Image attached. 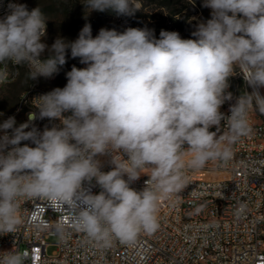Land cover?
<instances>
[{
  "label": "clouds",
  "instance_id": "9594fccd",
  "mask_svg": "<svg viewBox=\"0 0 264 264\" xmlns=\"http://www.w3.org/2000/svg\"><path fill=\"white\" fill-rule=\"evenodd\" d=\"M83 4L88 14L137 11L132 0ZM202 6L211 18L196 26L195 39L165 30L156 38L147 27L101 28L93 37L85 23L75 40L57 36L49 46L41 8L10 0L0 17V84L9 79V63L26 67L31 81L52 79L69 51L86 67L73 65L64 87L34 97L25 122L17 124L15 115L0 122V235L17 231L24 198L74 204L77 227L104 246L113 236L130 240L158 227V201L184 186L185 167L231 158L230 146L252 131L249 109L254 104L264 114V0H203ZM237 70L251 91L234 96L228 89ZM45 119L41 130L36 121ZM103 157L111 170L102 171ZM146 171L137 191L130 185ZM85 182L100 191L86 190ZM26 258L8 251L0 264Z\"/></svg>",
  "mask_w": 264,
  "mask_h": 264
},
{
  "label": "built area",
  "instance_id": "2783aa9c",
  "mask_svg": "<svg viewBox=\"0 0 264 264\" xmlns=\"http://www.w3.org/2000/svg\"><path fill=\"white\" fill-rule=\"evenodd\" d=\"M9 2L0 0V17ZM83 67L78 59V68ZM7 70L9 79L0 86L16 80L22 71L28 75L26 67L11 63ZM235 74L242 87L237 92L231 79L228 90L234 96L250 92L239 70ZM41 78L30 80L9 114L20 116V123L33 110L32 99L48 92L40 85ZM228 109L226 102L221 111L227 116ZM248 117L252 131L230 146V159L210 160L202 168L185 167L184 186L158 201L154 231L141 229L130 240L113 236L104 246L77 227L79 209L74 204L22 198L17 231L0 235V256L8 251L26 253L25 264H264V114L253 104ZM48 123L47 119L36 121L41 130ZM221 123V133L226 132L227 121ZM210 131H216L215 127ZM182 159L187 165L191 154L186 150ZM101 160L102 171L111 170L109 158ZM146 174L130 186L142 190ZM83 187L94 194L100 191L87 182ZM51 236L57 238L52 243L56 250L47 254L46 240Z\"/></svg>",
  "mask_w": 264,
  "mask_h": 264
},
{
  "label": "rangeland",
  "instance_id": "374dc122",
  "mask_svg": "<svg viewBox=\"0 0 264 264\" xmlns=\"http://www.w3.org/2000/svg\"><path fill=\"white\" fill-rule=\"evenodd\" d=\"M25 3L31 10L39 6L47 18V35L43 42L51 46L57 36L68 40H75L79 31L85 23L92 26V35L95 37L101 28L115 29L123 32L128 27L154 29L156 38H159L161 30L177 31L182 38L195 37L192 32L196 26L211 18V9L203 7V0H132L133 6L137 9L132 16H118L111 9L104 12L92 11L88 14L85 9L84 0H18ZM87 16V18H85ZM47 51L41 57L47 58ZM67 63L61 68L60 73L52 79H40V85L51 91L55 87H64L67 83L66 72L75 65L78 67V58L72 59L70 51L67 56ZM237 92L242 87L237 74L231 78ZM30 79L22 71L20 76L13 82L0 86V122L7 119L13 112L20 94L28 87ZM17 124L21 117L16 115ZM47 254L56 250V237H49L46 240Z\"/></svg>",
  "mask_w": 264,
  "mask_h": 264
}]
</instances>
